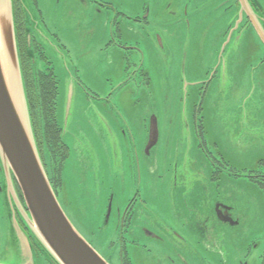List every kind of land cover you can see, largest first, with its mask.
Returning <instances> with one entry per match:
<instances>
[{
	"label": "rangeland",
	"instance_id": "374dc122",
	"mask_svg": "<svg viewBox=\"0 0 264 264\" xmlns=\"http://www.w3.org/2000/svg\"><path fill=\"white\" fill-rule=\"evenodd\" d=\"M18 1L32 67L49 64L58 83L68 158L54 193L100 257L115 239L116 208L135 196L134 220L169 243L146 242L155 257L128 248L130 264L187 259L170 232L203 260L231 258L227 244L242 256L239 243L264 236V16L253 34L241 29L242 6L229 0ZM256 2L264 14V0ZM140 17L146 25L133 21ZM151 117L158 140L145 155ZM216 203L231 207L236 228L215 223ZM12 216L28 235L0 164V264H24L8 238ZM31 246L26 264H50Z\"/></svg>",
	"mask_w": 264,
	"mask_h": 264
},
{
	"label": "water",
	"instance_id": "95a60500",
	"mask_svg": "<svg viewBox=\"0 0 264 264\" xmlns=\"http://www.w3.org/2000/svg\"><path fill=\"white\" fill-rule=\"evenodd\" d=\"M0 2L4 6L0 14V164L6 174L8 194L28 232H23L12 216L7 236L17 245L24 264L33 256V243L43 250L51 264H108L75 231L46 176L22 78L13 0ZM26 37L30 49V38ZM157 140V122L151 117L145 155Z\"/></svg>",
	"mask_w": 264,
	"mask_h": 264
},
{
	"label": "flooded vegetation",
	"instance_id": "af4514ba",
	"mask_svg": "<svg viewBox=\"0 0 264 264\" xmlns=\"http://www.w3.org/2000/svg\"><path fill=\"white\" fill-rule=\"evenodd\" d=\"M232 4L231 6H242L241 12V29L245 31H250L253 34L254 26L257 29H260L261 17L264 16L261 7L257 4L256 0H229ZM14 6V17L16 24V34H17V45H18V54L22 72V78L25 88V93L28 101V107L32 122V127L34 131V136L40 154V158L46 173V176L49 180V183L52 185L54 192L58 191V188L62 186V171L66 159L68 158V147L62 142V131L58 126L56 120V106H57V96H58V83L56 77L51 68H47L49 64L45 65L43 71H36L32 67V60L27 52L26 40L28 30L25 27V18L21 5L18 0H13ZM228 9V8H227ZM226 9V10H227ZM149 12V11H147ZM136 24L146 25V18H137L133 20ZM27 23V22H26ZM28 25V23H27ZM259 26V28H258ZM28 28L31 30L32 27L29 24ZM160 38V37H159ZM158 39V37H157ZM30 40L33 41V38L30 37ZM161 38L159 39V43ZM35 41V39H34ZM34 45L33 50L41 47H37V42H32ZM134 44H138V40ZM137 46H127L121 45V50L133 51L138 54ZM34 54L36 55V51ZM42 60V59H41ZM47 111L49 112V117L51 118V124L53 126L52 138L56 141L52 146L48 144L47 130H46V121ZM149 129V126H148ZM148 138V137H147ZM51 156L53 157V165L50 162ZM254 176H249L248 179L250 182H256L253 179ZM260 188L262 186H259ZM15 190L19 197L20 202L23 205V200L20 195V192L15 184ZM56 195V193H55ZM136 204V196L129 199L126 202L124 211L118 210L116 208V216L114 218V228H115V239L110 242V249L108 253L104 256H101L108 264H130L128 260V248L135 249L140 254H146L148 257H155L152 249L149 247L150 241L157 242L158 245H165L169 242L161 235L151 232L150 228L144 227L134 220L133 207ZM113 207L112 200L110 199L107 203V214L105 224L108 223V216L111 213ZM210 216V215H209ZM211 217L215 223L222 226H226L229 229H234L238 226V223L231 215V207L226 206L225 204L216 203L211 209ZM209 220V217L206 218V221ZM201 219L197 222L196 231L203 232V224H201ZM203 221V220H202ZM155 224L151 223V227L154 228ZM104 227V225L102 226ZM102 229V228H100ZM99 229V230H100ZM205 231V228H204ZM171 235L177 239L181 245H179L180 250L184 253H187V259L181 260H172L168 259L167 264H189L192 259L196 260L197 264H254L256 261H259V264H264V236L260 234L258 238L251 239L248 244H240L241 247L236 249L237 252L243 251V255L236 257L234 256L235 245L236 244H227L228 246H233L234 251L231 252V258L222 259L217 257L212 260H203L199 258L198 254L191 249L189 242L186 238L182 239L178 235H174L170 232ZM3 233H1V238ZM200 238V236H199ZM134 239V240H133ZM208 241H206L207 243ZM252 242V244H250ZM211 243L208 242V246ZM237 245V246H239ZM173 246V245H171ZM92 247L96 250L93 245ZM243 248V249H242ZM173 249L177 251V246H173ZM49 262V261H48ZM50 263V262H49ZM51 264V263H50Z\"/></svg>",
	"mask_w": 264,
	"mask_h": 264
},
{
	"label": "trees",
	"instance_id": "16d2710c",
	"mask_svg": "<svg viewBox=\"0 0 264 264\" xmlns=\"http://www.w3.org/2000/svg\"><path fill=\"white\" fill-rule=\"evenodd\" d=\"M51 118L49 117V112L47 111V116L45 118L46 121V130H47V136H48V140H46L48 142V144H50L51 146L56 142L54 141V138H52V133H53V126L51 124ZM52 132V133H50ZM54 135V133H53Z\"/></svg>",
	"mask_w": 264,
	"mask_h": 264
},
{
	"label": "bare ground",
	"instance_id": "6f19581e",
	"mask_svg": "<svg viewBox=\"0 0 264 264\" xmlns=\"http://www.w3.org/2000/svg\"><path fill=\"white\" fill-rule=\"evenodd\" d=\"M1 5H2V7H1ZM3 8H4V6H3V4H1V2H0V14L2 13L1 10L3 11Z\"/></svg>",
	"mask_w": 264,
	"mask_h": 264
}]
</instances>
